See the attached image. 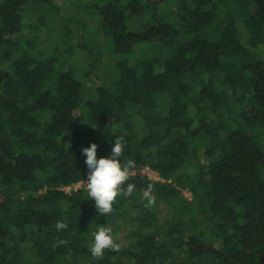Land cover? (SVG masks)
Listing matches in <instances>:
<instances>
[{"label": "trees", "instance_id": "16d2710c", "mask_svg": "<svg viewBox=\"0 0 264 264\" xmlns=\"http://www.w3.org/2000/svg\"><path fill=\"white\" fill-rule=\"evenodd\" d=\"M71 2L0 0V264H264V0ZM117 136L161 179L101 215L65 188Z\"/></svg>", "mask_w": 264, "mask_h": 264}, {"label": "clouds", "instance_id": "9594fccd", "mask_svg": "<svg viewBox=\"0 0 264 264\" xmlns=\"http://www.w3.org/2000/svg\"><path fill=\"white\" fill-rule=\"evenodd\" d=\"M125 145L123 139L117 136L111 147L110 155L106 157L97 156L98 145L91 143L81 151L85 157L84 164L87 169L86 192L89 199L94 200L95 207L101 215H107L113 210V203L117 196L127 198L133 191V186L129 184L126 188H121L128 180L130 170L133 168L131 163L122 164L121 155ZM152 187L147 186L142 200L147 201L148 205L155 202V197L151 195ZM56 229L62 230L66 224L57 222ZM108 249L112 253H118L119 248L113 243L112 231L109 227L100 226L95 231L91 247L89 249L92 257H102L104 250Z\"/></svg>", "mask_w": 264, "mask_h": 264}, {"label": "rangeland", "instance_id": "374dc122", "mask_svg": "<svg viewBox=\"0 0 264 264\" xmlns=\"http://www.w3.org/2000/svg\"><path fill=\"white\" fill-rule=\"evenodd\" d=\"M72 0H56V4L59 6L57 7V10L51 8L50 6H47L46 8L40 10V11H43L44 13V16L46 17V21L48 23H52V24H55L56 21H61L63 17H66L73 9L72 7ZM89 0H80V4L81 5H84L86 3H88ZM97 0H93V2H96ZM91 7H89L90 9ZM82 12V10H81ZM87 12H90L89 10ZM53 13V14H51ZM38 14H39V11H38ZM28 15L30 16V18L32 19H36L38 15H34L33 11H28ZM83 17H85V13L82 14ZM87 24H89V22H87L86 20H84ZM43 29V28H41ZM72 30L75 32V33H78L81 29L79 27H75V25H72ZM46 46H48L47 48H45L46 50H48V52H51V48L49 47L50 44L48 42L45 43ZM264 55V53H263ZM73 61L77 63V59L73 58ZM93 80L95 81V79L93 78ZM92 81H89L88 82V87L90 88V90L92 91L94 89V87H92V84L94 83ZM86 184V182H85ZM85 184L82 183H77L76 184V187L77 188H82V187H85ZM185 194L191 198V193L189 191H185Z\"/></svg>", "mask_w": 264, "mask_h": 264}, {"label": "built area", "instance_id": "2783aa9c", "mask_svg": "<svg viewBox=\"0 0 264 264\" xmlns=\"http://www.w3.org/2000/svg\"><path fill=\"white\" fill-rule=\"evenodd\" d=\"M130 174L132 175H147L149 178L154 179V180H160L161 177L159 175V173H157L155 170H153L151 167L149 166H144L142 168H136V169H132L130 170ZM86 181L84 182H79L80 184L84 183L85 184ZM71 189H78L76 187V184L73 187H66L65 190L66 191H70Z\"/></svg>", "mask_w": 264, "mask_h": 264}]
</instances>
